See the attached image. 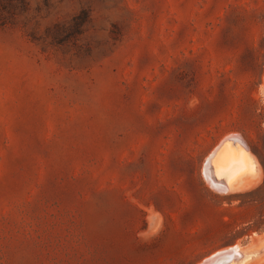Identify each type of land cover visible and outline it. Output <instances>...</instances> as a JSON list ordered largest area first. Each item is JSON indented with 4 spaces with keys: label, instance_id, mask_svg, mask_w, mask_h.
<instances>
[{
    "label": "rangeland",
    "instance_id": "1",
    "mask_svg": "<svg viewBox=\"0 0 264 264\" xmlns=\"http://www.w3.org/2000/svg\"><path fill=\"white\" fill-rule=\"evenodd\" d=\"M225 138L243 188L205 174ZM233 245L264 264V0H0V264Z\"/></svg>",
    "mask_w": 264,
    "mask_h": 264
},
{
    "label": "bare ground",
    "instance_id": "2",
    "mask_svg": "<svg viewBox=\"0 0 264 264\" xmlns=\"http://www.w3.org/2000/svg\"><path fill=\"white\" fill-rule=\"evenodd\" d=\"M234 136L236 137L239 135ZM205 160L206 166L204 169L209 181L214 186L223 190L228 191L249 185L247 183L250 178H254L255 160L253 161L252 157L249 155L246 144L239 139H222L211 155ZM250 182H253V180ZM233 246L227 250L225 248V251L217 252L215 255L212 254V256L205 259L202 264H242L249 253L246 254L241 251L242 249H239L238 245L235 247Z\"/></svg>",
    "mask_w": 264,
    "mask_h": 264
},
{
    "label": "trees",
    "instance_id": "3",
    "mask_svg": "<svg viewBox=\"0 0 264 264\" xmlns=\"http://www.w3.org/2000/svg\"><path fill=\"white\" fill-rule=\"evenodd\" d=\"M19 1H23V0H19Z\"/></svg>",
    "mask_w": 264,
    "mask_h": 264
}]
</instances>
